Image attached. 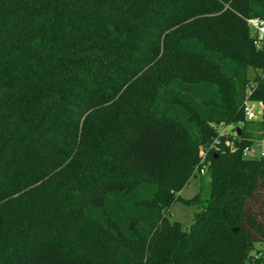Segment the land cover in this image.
<instances>
[{
	"label": "trees",
	"instance_id": "1",
	"mask_svg": "<svg viewBox=\"0 0 264 264\" xmlns=\"http://www.w3.org/2000/svg\"><path fill=\"white\" fill-rule=\"evenodd\" d=\"M252 17L264 0H0V264H243L264 242V158L242 156L264 133L243 110L264 103ZM238 121L239 150L179 195Z\"/></svg>",
	"mask_w": 264,
	"mask_h": 264
},
{
	"label": "built area",
	"instance_id": "2",
	"mask_svg": "<svg viewBox=\"0 0 264 264\" xmlns=\"http://www.w3.org/2000/svg\"><path fill=\"white\" fill-rule=\"evenodd\" d=\"M246 22L251 29V35L254 40V44L257 48H264V19L260 17L247 18ZM264 76V71L263 74ZM256 83H252L248 88V94L251 88L255 87ZM251 104H257L258 108L253 107ZM264 103L262 101H252L248 97L244 103V115L245 120L254 121L260 119L263 114ZM245 126V121H238L235 123H225L214 124V129L218 132V136L209 150L204 147L200 148V165L197 168V174L204 175L207 170V158L208 153L212 151H218L225 146L231 152H236L239 150V144L245 140L243 137V130ZM241 129V134L238 133L237 129ZM243 158H264V133L260 139H251V144L246 145L242 149Z\"/></svg>",
	"mask_w": 264,
	"mask_h": 264
},
{
	"label": "rangeland",
	"instance_id": "3",
	"mask_svg": "<svg viewBox=\"0 0 264 264\" xmlns=\"http://www.w3.org/2000/svg\"><path fill=\"white\" fill-rule=\"evenodd\" d=\"M133 82L134 81L128 82L126 84L130 85ZM251 105L258 108L257 104ZM185 170H188L187 165L178 161L169 168L170 174H175L173 176H177V178L181 180L185 174L184 172H186ZM202 178H208V176L206 174L198 176L197 166H195L190 172L185 186L178 194L183 198L193 197L199 191V182L202 180ZM197 210L198 209L194 206H190L178 201L171 208L169 217L172 221H180L184 224V226L189 228L194 222L195 213ZM243 264H264V242H255L249 245V251Z\"/></svg>",
	"mask_w": 264,
	"mask_h": 264
},
{
	"label": "water",
	"instance_id": "4",
	"mask_svg": "<svg viewBox=\"0 0 264 264\" xmlns=\"http://www.w3.org/2000/svg\"><path fill=\"white\" fill-rule=\"evenodd\" d=\"M237 131H238L239 134H241V129L240 128H238ZM235 231H237V229H235Z\"/></svg>",
	"mask_w": 264,
	"mask_h": 264
}]
</instances>
